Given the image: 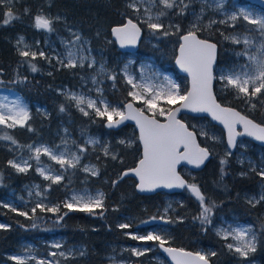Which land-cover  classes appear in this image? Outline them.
Instances as JSON below:
<instances>
[{
  "label": "trees",
  "instance_id": "trees-1",
  "mask_svg": "<svg viewBox=\"0 0 264 264\" xmlns=\"http://www.w3.org/2000/svg\"><path fill=\"white\" fill-rule=\"evenodd\" d=\"M130 2L131 0H8V2L0 4V69H2L0 82L6 86L15 87L22 96L31 101L49 100L51 102L50 86L67 85L74 89L81 87L82 76L90 71L87 66L69 69L61 64L49 65L47 63L45 65L44 61L39 58L31 60L22 57L17 48L15 41L18 36L38 37L39 32L34 27V17L41 13H51L63 16L71 27L80 31L82 36L91 42L94 49L101 50L106 56L107 67L113 69L117 78L113 83L107 80L108 82L104 84L105 96L110 101L119 104L132 99L128 96L130 86L126 84L122 73H116L121 69L123 63L120 57L124 55L116 48V44L110 36V28L113 25L123 23L127 17L139 19L136 12L128 7ZM241 2L245 1L241 0ZM26 9L27 11H25ZM186 10L187 8L185 12ZM8 11H12L14 16L19 19L4 25L3 19L6 18ZM173 15L175 22L182 23V25L179 24L181 29L167 36L157 33L160 37L155 44L143 40L138 54L152 55L156 58L161 55L165 56V60L170 64V70L179 81L181 92L184 93L189 88L188 79L178 73L174 59L180 35L186 32L187 15L180 14V9H175ZM213 21L207 26L201 23V28L195 31L201 37L211 39L218 44V65H237L239 61H237L236 55L240 45L233 42L231 34L234 32L253 33L254 26L247 22L244 25L240 23V19L234 23L221 19H213ZM60 27L54 26L58 30ZM144 29L145 36H148V30ZM31 64H35L38 71L33 72ZM215 76V93L222 103L236 107L257 122L264 124V107L260 106L259 100L254 101L257 104L256 109H251L243 99L237 98L233 89L225 87L224 82L218 78L217 69ZM54 98L57 101L49 115L37 114L27 122L33 131H29L28 126H17L14 129L0 126V135L8 132L22 146L17 148L8 141L0 140V201L12 190L22 189L25 184L33 181L40 182L43 190L47 189L48 181L41 178L34 170L35 164L28 172L20 173L10 167L8 161L24 153L26 146L39 138L53 143L54 139L61 137L60 124L66 123L73 138L80 143H82V135L85 133H108L110 135L109 152L115 153L117 158L113 160L111 155L105 156L102 150L88 146L84 159H89L95 164L99 169V175L91 176L80 168L70 169L65 173L61 184L52 185L51 189L46 191L48 199L63 202L73 189L87 185L104 192L106 199L104 208L96 209L95 214L71 211L63 219H60V216L49 218V214L45 216L43 212L37 210L30 222L24 216L19 215V212H13L0 203V220L8 223L6 228L0 229V264L11 262L12 259L9 256L11 252L22 246V242L33 239L37 233L36 229L41 227L39 224L45 225V223L49 227L54 226L53 230L60 229L71 243L87 245L89 251L87 256L74 259L61 258L58 261L59 264H107L108 256L118 254L123 247L145 245V248L148 249L149 241L134 240L128 233L144 232V226L140 224L144 220H152L153 216L158 217L156 214L159 212H156V209L164 207L168 194L160 192L154 195H140L135 188L136 180L132 177H123L113 186V181L121 176L122 171L135 166L141 156L138 142L131 145L119 143L120 140L127 142L130 138H136L137 131L130 124L118 130H107L104 127V119L96 117L95 121L90 115L84 116L71 100L58 93L54 94ZM58 101L60 106H64V112L58 108ZM138 104L140 105V103ZM159 118L162 119V117ZM183 118L198 133L199 128L194 124L207 122L208 126L218 131L224 139L222 128L211 123L208 118L189 115H184ZM199 139L202 144L210 147L212 159L205 169L194 175H186L189 180L200 186L208 200L214 201L217 207L213 210L212 224L201 225L199 220L194 219L200 213L198 201L191 193H178L176 195L178 200L164 214L166 221H172V223H166L169 231L167 236L169 243L186 249H192L196 245L211 247L216 252L215 256H211L214 264H241L248 259L229 251L226 244L230 239L226 241L214 229V223L219 216L227 217L231 213H235L240 220L250 224L256 231L257 251L251 254L250 259L258 260L264 264V203L259 202L253 205L248 203L249 200L246 198V196L256 194L264 180L257 175V169L251 171L239 164L235 160L234 154L226 156L227 150L224 142L218 143L210 140L209 137L200 135ZM253 145L254 147L258 146L254 143ZM251 152L256 157L252 150ZM222 159H227V164L223 165L225 172L223 178H221L222 165L220 163ZM42 161H46V158L43 157ZM51 164L59 170V165L52 161ZM241 172H245L247 175L241 176ZM66 211L68 210L63 209L61 212ZM180 217L183 218L182 222L177 219ZM121 223H130L132 226L128 229H121L118 227ZM153 224L155 223L152 221L147 226ZM128 254L120 256L130 260H147L151 253L146 251L142 256Z\"/></svg>",
  "mask_w": 264,
  "mask_h": 264
},
{
  "label": "snow or ice",
  "instance_id": "snow-or-ice-1",
  "mask_svg": "<svg viewBox=\"0 0 264 264\" xmlns=\"http://www.w3.org/2000/svg\"><path fill=\"white\" fill-rule=\"evenodd\" d=\"M6 2L8 0H0V4ZM140 4L151 5L150 7L144 8L146 17L144 23L150 30L161 33L164 36L171 34L166 28L171 29L175 27L179 31V25L173 26L169 24L166 26L162 22V17L167 15L165 10L177 7V0H131L128 7L136 13H139L141 9L138 5ZM157 4L162 5L163 8L153 15L152 7L157 6ZM180 4L183 5L180 7V14H182L187 8V5L183 3V0H180ZM262 4H264V0H262ZM15 19L19 18L14 16L12 11H8L6 18L3 19V24L8 25ZM59 19L60 17L51 18L42 14L36 15L34 17V27L52 33L55 31L53 27L54 20ZM230 19L232 21L242 19L249 25L255 26L253 30L259 33L261 39L256 44V41L250 36H244L243 40L239 37H232L234 43L239 44L243 42L246 47L256 44L257 53L249 57V60L252 62L251 65L241 66L238 71L235 69L226 70L220 75L219 79L224 82L225 87L233 89L237 94V98L243 99L251 109H256L257 104L254 102L256 100H259L260 106L264 107V11L254 14L251 10L241 8L239 15L233 13ZM193 27L195 28L196 25H193ZM233 27H235V24H233ZM112 31L118 38L121 47L135 45L141 34L140 26L138 23L133 22L132 19H128L123 26L113 28ZM73 35L75 36L74 41L65 42L67 48L65 58L61 59L59 56L56 57L58 63L69 69L84 67L86 62L89 68L95 67L97 63L95 58L84 55L82 46L77 47V42L81 39L80 36L75 33ZM181 40L179 57L176 63L191 75L192 84L190 91L181 93L180 86L168 77L164 78L166 81L165 84H157L150 77L143 76L140 81H137L134 76L127 72V66H125V82L130 86L128 96L132 98V102H127L122 106H114L103 96L104 90L102 87L95 89L98 94L96 99L77 93H70L69 98L75 101L76 107L84 116H89V110H91L93 116L100 117L106 121L105 126L109 129L119 128L120 125L129 120L135 121L138 126V138L143 145L142 158L138 161V165L135 168L123 172L117 180H114L113 186L119 182V179H123L124 176L128 175L130 171L139 178L137 189L141 192H152L161 187L167 189H187L195 197L200 206V213L194 219L199 220L201 225H211L213 210L217 207L216 203L208 200V197L202 192L199 185L189 183L177 172V165L181 161H187L199 167L209 158L211 153L208 147H201L197 142V133L189 130L188 125L178 118L180 112L182 110H188L193 113H210L213 119L223 124L227 130V144L230 149L226 153V156L232 155L231 149L237 147L238 137L246 135L253 137L257 141L264 142V124L256 123L248 116L242 115L236 109L222 106L217 102L212 91V82L216 79L213 75L216 45L198 38L196 32L192 30H189L187 34L183 35ZM22 42L23 37H20L18 44ZM27 47L25 45V49ZM20 55L26 58L31 57V59H35L39 55L40 57L48 59L43 51L37 53L34 51L20 50ZM49 62L51 61L49 60ZM30 66L33 72L38 71L35 64H31ZM0 72H2V69H0ZM105 72L106 69L101 64L97 75L104 74ZM107 78L115 82L117 77L112 73ZM91 80L93 84L98 83L96 75H93ZM135 102L142 103L143 107H135ZM177 103H179V107H175ZM60 111H65L63 105L60 106ZM158 116L164 118L163 122L157 119ZM29 119L30 113L20 101H16L12 106L0 104V126H3V128L14 129L17 126H28V130L33 131L31 126L27 125ZM238 125L242 126L243 131L237 130ZM199 135L207 137L208 133L201 130ZM210 139L216 140L218 138L212 136ZM0 140L8 141L17 148L22 147L8 132L0 135ZM98 142V140L91 137L86 141L87 144L91 145H95ZM63 143L67 145L68 142L63 141ZM119 143H128L131 145L132 142L120 140ZM26 147L29 149L30 156L27 159L21 157L18 160H9L8 165L17 172L26 173L33 167L30 161L34 160L36 162V172L44 180L50 182L46 190H50L52 185L61 184L64 180L65 173L70 169L80 168L91 176L99 175V169L94 165L88 166L82 164L83 153L88 150L85 146H78L77 152L70 151L67 146L63 150H60V145L48 146L40 144L34 146L29 144ZM103 151L105 156L111 155L113 160L117 158L116 154L110 153L107 147ZM42 156L47 157L50 161L59 165V170L53 168L51 165H43L41 161ZM240 162L243 163L242 160ZM220 163L222 165L221 178H223L225 175L223 165L227 164V159H222ZM251 171H256V168L252 167ZM240 175L245 176L247 173L241 172ZM257 175L264 180V167H261ZM36 187L38 188L39 186ZM37 194L43 195L39 192ZM104 200L105 195L103 192H97L95 195L89 192L74 193L62 205L57 204L49 207L41 202L31 208V212L35 214L39 210L40 212L60 213L63 207L68 211L63 212L59 217L60 219H63L71 211L95 214L96 209L104 208ZM261 200H264V194L260 196L259 200L254 197L248 203L254 205ZM4 207L11 208V211L17 212V208L9 204H5ZM167 211L168 209L166 208L165 213ZM18 214L29 217L27 211H20ZM151 219L156 220L157 217L153 216ZM159 219L165 220V217L161 216ZM177 219L179 222L183 220L182 217ZM166 222L172 223L171 220H167ZM131 226L130 223H121L118 225L121 229H128ZM6 227V225L0 224V229ZM128 234L134 240L159 242V246L172 256L176 264H209L208 257L216 255L214 251L204 254L201 252H187L184 249L164 247L167 240L156 232H148L146 235ZM229 237L235 241V243L226 244L229 251L239 254L244 258H248L250 254L257 251V235L251 228H235L231 231L225 230L223 232V238L227 241ZM54 247L59 248L61 245L55 244ZM150 250L132 249V252L137 256H142L146 251ZM50 255L53 257L57 255L65 256V253L52 252ZM10 259L15 264H28L29 260H35L36 258L25 255H14ZM37 264H59V262L53 260H38Z\"/></svg>",
  "mask_w": 264,
  "mask_h": 264
},
{
  "label": "rangeland",
  "instance_id": "rangeland-1",
  "mask_svg": "<svg viewBox=\"0 0 264 264\" xmlns=\"http://www.w3.org/2000/svg\"><path fill=\"white\" fill-rule=\"evenodd\" d=\"M183 3L187 5L186 12H185V10L183 12V13H185V15H187V19L185 20V21H187V26L185 27L186 32H188L189 30L195 31L197 29H200L201 23L204 26L210 25L214 22L213 19H215V20L221 19L223 21H229L231 23H234L235 21H232L230 19V17L233 13H236L237 15H239V11L241 8H243L245 10H251L254 14L264 11L263 9H260L256 6H252L247 2H241V0H183ZM138 6L140 7L141 11L139 13H136V15L138 16L139 20L143 23L144 27L149 32V35L147 37H145V40L151 44H155L159 41L160 36L157 35L156 32H153L152 30H150L147 27V25L144 23V20L146 19L145 14H144V8L150 7L151 5L140 4ZM182 6L183 5L180 4V0H177V7H174L173 9H170V10H165L167 12V15L162 17V22L166 26L169 24H171L173 26L179 25V24L182 25V23L180 21L178 23L175 22L174 15H173L174 10L180 9V7H182ZM162 8H163L162 5L157 4V6L152 7V14L155 15ZM41 14L48 16V17H51V18L60 17L59 20H54V24H53V27L55 25L61 26L60 30L54 28L55 29L54 32L48 33L45 30L36 29L39 32L38 37L37 36L26 37V36H22V35L18 36L15 43L17 44V48L19 49V51L20 50H28V51H34L37 53H39L40 51H43L46 54V56L48 57V59L40 57L39 55H37V57L35 59H38V58L41 59L42 61H44L45 65H47V63L49 65L50 64L58 65L59 63H58L56 57L59 56L61 59L65 58V53L67 51V48L65 46V42L74 41L75 36L73 35V33H75V34L79 35L81 38L80 41L77 42V47L82 46L84 49V55L94 57L97 63L95 65V67H93V68H89L87 66V62L85 63V66H87L90 71L87 74H84L82 76L80 88L74 89V88H70L67 85H59V84H58L59 86H55V87L50 86L49 91L51 93L50 94L51 102L49 100L31 101L29 99H26L24 96H22L21 93L17 89H15V87L8 86V85L6 86L0 82V104L12 106L16 101H20L28 109V111L30 113V119L37 114H44V115L50 114V111H52V108L54 107V104L57 101L54 98L55 93L56 94L58 93L62 97L68 98L69 100H71L69 98L70 93L83 94L87 97H91L93 99H96L98 94L96 93L95 89L97 87H102L104 90V84L105 83H107L108 81L110 83H113L112 80L107 78L109 74L113 73V69L112 68L108 69L107 58L101 50L94 49L91 42L89 40H87L85 37H83L82 34L80 33V31H77V30H75L74 27H71L63 16L52 15L51 13H41ZM41 14H39V15H41ZM204 19H206L205 22H203ZM240 20H241L240 23H242L244 25L246 24L245 21H243L242 19H240ZM193 25H196V27L194 28ZM254 28H255V26H254ZM180 29H181V26L179 25V30ZM166 30L170 31V33L177 31L175 27H173L171 29L166 28ZM234 36L241 38V40H243L244 36H250L256 41V44H258L260 39H261L259 37V33L255 32L254 30H253V33L234 32L231 34V38ZM20 37H23V42L18 44ZM235 44H237V43H235ZM256 44L249 46V47H246L243 44V42L239 43L238 45H240V49L236 55V59H237V61H239V63L237 65H234V66H229V65L225 66V65H221V64L217 65L216 68L218 71V78L226 70L235 69L238 71V70H240L241 66L251 65L252 62L249 60V57L253 56L257 53ZM25 45L28 46L27 49H25ZM176 54H177V52H176ZM28 59H31V57H28ZM120 59L122 60L123 64L121 65V69L117 70L116 73H122L125 80H126V77L124 75V70H125V66H127V72L130 75L134 76L137 81H140L142 76H143V77H150L152 79V81L157 83V84H165L166 81L164 78L168 77L171 80L175 81L176 84L179 85L178 79L176 78L174 73L170 70V68H169L170 64L165 60V56H163V55H161L159 58H156L155 56H152V55H139L136 53H128L127 55L120 57ZM31 60H34V59H31ZM49 60L51 62H49ZM101 64L104 65L106 72L104 74L97 75L99 73V68H100ZM44 69H45V67H44ZM93 75L97 76L98 83H96V84L92 83L91 77ZM16 78L17 77L15 76V79ZM0 80H1V77H0ZM84 87H85V89H84ZM103 96L114 106H122L126 102L125 101L123 104L122 103H120V104L114 103V102L110 101L105 96L104 91H103ZM129 100H132V99H129ZM71 101L75 104V101H73V100H71ZM138 103H140V102H136L137 105H139ZM58 105H59L58 108H60L59 101H58ZM139 106L143 107V104L140 103ZM89 112H90V117L92 118V120L96 121V117L91 114V110H89ZM105 122L106 121H104V125H105ZM194 125L197 128H199V133L201 130H204L205 132H207L208 133L207 137H209V139H210V137L215 136L218 139L213 140V141H216L218 143L224 142L222 135H220V133L218 131L211 129L208 126L207 122L195 123ZM65 130H67V131H65ZM59 132H61L60 133L61 137L58 139H54L53 143L47 142L44 139L39 138V139L35 140L34 142H32L31 144L34 146H37L40 144H45L48 146L60 145V150H63V148L65 146H67L68 149L72 152H77L78 146H85V147L91 146L92 148H98V149L103 151V149L105 147L108 148V143L110 140V135L108 133H105V134L85 133L83 135L80 134V135H82V143H80L78 140H75L73 138L72 134L69 132V128H68L66 123L60 124ZM59 132L57 133L58 135H59ZM89 137L94 138V139L98 140L99 142L95 145L87 144L86 141L89 139ZM210 140H212V139H210ZM63 141H67L68 142L67 145H65L63 143ZM127 141H131L132 142L131 144L138 142V135L136 138H130ZM238 143H239V145L237 147V150L234 153H232L235 156V160L239 164L244 165L245 167H247L249 169H251L252 167H255L257 169V171H260L261 167H264V147H261V146L254 147L253 143H251L247 139H242ZM251 150L256 154V157H254L252 155ZM85 153H83L82 164L88 165V166H92V165L95 166V164L91 160H89V159L85 160L84 159ZM29 156H30V152H29V149L26 147L25 152L22 154H19L14 159L18 160L21 157H23L24 159H27ZM43 157H45V156L41 157V161H42ZM45 158H46V161H44V162L42 161V164L45 166L51 165L53 167V165L51 164V161L47 157H45ZM241 160L243 161V163L240 162ZM30 163L32 165L35 164V166H34V170H35L36 162L34 160H31ZM41 178H43V177H41ZM49 183L50 182L48 181V184ZM36 186H39V187L37 188ZM46 191H47L46 189L43 190L42 184L40 182L33 181V182L28 183V184H25L22 187V189L12 190L9 193V195L5 196L0 201V203L3 205L9 204V205L17 208V212L27 211L29 213V217H31V218L25 217V216L24 217L28 221L31 222L33 220V213L31 212V208H33L37 203L42 202L46 206L52 207V206H55L57 204L62 205L63 202H65L66 200H69L74 193L89 192V193L95 195L97 192H103L100 189H93L87 185H82L79 188L73 189L68 194V196L64 199L63 202H55L51 199H48V195H47ZM38 192L42 193L43 195H38L37 194ZM262 194H264V183L261 184L260 190L256 194H251L249 196H246V198L248 200H250V199L255 197L257 200H259V198ZM176 200H178V198L176 196L174 198L173 195H168L166 197L164 207L157 209V211H160V215L158 216V220H157V223H160V227L163 226L164 223H166V217L164 215L165 209L169 208V205L172 206V203ZM105 201H106V199L104 200V203H105ZM260 202L264 203V200H261ZM63 209H65V208L62 207L61 211H63ZM60 213H62V212H60ZM60 213L43 212V214H45V216H46V214L47 215L49 214V218L51 216L53 218L60 216ZM161 216H164L165 220H160L159 217H161ZM54 223L57 224L56 222H54ZM145 223H146V220L142 221V223L140 224V225L144 226L145 231H144V233L139 234V235H146L148 232H156L157 234L165 237V239H166V236L164 235V233H165L164 228H160L159 226L150 227V226L146 225L148 223H146V224ZM0 224L6 225V226L8 225V223L1 221V220H0ZM39 226H41V227H39L38 229L35 228L37 233L35 234L34 238L30 239L26 242H22V246L14 249L11 252V254L9 255L10 257H12L14 255H16V256H18V255L32 256V257H35L36 259L35 260H29L28 264H37L38 260L59 261V259H61V258L62 259H74L76 257L83 256V254H85V248L82 245H74V243H71L68 240V238L65 237L64 234H62L60 229H54L53 230L54 226L49 227L47 225V223H45V225L39 224ZM235 228H251L254 232H256L255 229L250 224L242 222L239 219V217L233 213H231L227 217L219 216L217 218V221L214 223V229L217 231V233L222 238H223V232L225 230L231 231L232 229H235ZM229 239H231V241H232L231 243H235V241L231 237H229ZM55 244H60L61 247L56 248V247H54ZM123 249L130 250L131 252H132V249L144 250V245H140L137 247H131V248L130 247H124ZM151 249L153 250V248H151ZM196 251L204 253V254L212 252L211 249H208L205 247H199L196 249ZM52 252H56V253L64 252L65 256L57 255V256L53 257L50 255V253H52ZM250 256H251V254L249 255L248 258H246L248 260L241 263V264H262L258 260L250 259ZM150 258L153 259L151 256H150ZM110 259L111 260L107 264H132L133 263L132 260L121 258L117 254L111 255ZM157 260L159 261L158 264H167L160 257H158ZM143 263L145 264V262H143ZM3 264H15V262L12 260L11 262H4Z\"/></svg>",
  "mask_w": 264,
  "mask_h": 264
},
{
  "label": "water",
  "instance_id": "water-1",
  "mask_svg": "<svg viewBox=\"0 0 264 264\" xmlns=\"http://www.w3.org/2000/svg\"><path fill=\"white\" fill-rule=\"evenodd\" d=\"M245 1L248 2V3H250V4H252V5H256V6H258V7L264 9V4H262V0H245ZM128 19H132L133 22L138 23V25H139L140 28H141V34H140V37H139V39H138V41H137V43H136L135 45H128V46H125V47H121L118 38L113 34V31H112V30H113V28L123 26V25L127 22ZM110 32H111L112 39L116 42V46H117L118 50H120V51L123 52V53H127V52H135V51H137L138 48H139V46H140V43H141V41H142V39H143V37H144V30H143V27L141 26V24H140L137 20H135V19H133V18H130V17L126 18L125 21H124L123 23L112 26L111 29H110ZM185 34H187V32L184 33V34H182L181 37H182L183 35H185ZM196 34H197L198 38H200V39H202V40H207L208 42L213 43V44L216 45L215 62H214V64H213V75L215 76V68H216V64H217V62H218V45H217L216 42H214V41H212V40H210V39L203 38V37H201L198 33H196ZM181 37H180V44L182 43ZM180 44H179V46H180ZM179 46H178V48H177V54H176V57H175V59H174V65H175V67L177 68V71H178L181 75H184V76H186V77L188 78V83H189V89H188V91H190V90H191V84H192V81H191V75H190L188 72H186L183 68H181L179 64L176 63V61H177V59H178V57H179ZM214 85H215V79H214L213 82H212V91H213L214 96L216 97L217 102L220 103L222 106H228V105H224L223 103H221V102L218 100V98H217V96H216V94H215ZM127 102H132V100H128V101H126L125 103H127ZM125 103H124V104H125ZM134 106L137 107V108H141L139 105L136 104V102H135ZM175 107H179V103H177V104L175 105ZM228 107H232V106H228ZM232 108H234V109H236L237 111H239L242 115H246V116H248L247 114L243 113V112H242L241 110H239L238 108H236V107H232ZM182 115H190V116H196V117H207V118H209V119L211 120V122H213L214 124L220 126V127L224 130L226 146H227V148L229 149L228 144H227V130L224 128L223 124H221L219 121L213 119V117L211 116L210 113H193V112H190V111H188V110H182V111L180 112L178 118L181 119L185 124L188 125L187 121L184 120V119L182 118ZM248 117H249L250 119L254 120L252 117H250V116H248ZM157 119H160V118L157 117ZM160 120L163 122V119H160ZM254 121H255V120H254ZM255 122L258 123L257 121H255ZM105 124H106V122H105ZM127 124H131V125L134 126V128L136 129V131H137V133H138V137H139V128H138V126L136 125L135 121H132V120L125 121L122 125H120L119 128H112V129H109V128H107L105 125H104V126H105V128L108 129V130H118V129H120L121 127H123L124 125H127ZM188 127H189V130L195 131V130L192 129L189 125H188ZM237 130H238V131H243L242 126H239V125H238V126H237ZM195 132H196V131H195ZM196 133H197V132H196ZM196 138H197V142L201 145V147H207V146H204V145L201 144V142H200V140H199V137H198V134H197V137H196ZM245 138H247V139L253 141L254 143H256V144H258V145H260V146H262V147H264V142L257 141V140H255L253 137H249V136H246V135L237 138V145H238V142H239L240 139H245ZM138 142H139V144H140V148H141V157H140V159H141V158H142V153H143V145H142V142L139 140V138H138ZM236 149H237V147H236L235 149H231L232 153L235 152ZM229 150H230V149H229ZM181 151H183V149H181ZM209 151H210V149H209ZM210 153H211V151H210ZM211 157H212V154H211V155L209 156V158H208V159H207V160H206L201 166H199V167H196L194 164H190V163H188L187 161H181V162L177 165V172L179 173V175H180L183 179H185V180L187 181V179L185 178V176L181 173L180 169H181L182 167L186 166V167L190 168L191 170H195V171H197V170H201V169H202V168L208 163V161L211 159ZM140 159H139V160H140ZM137 165H138V162L136 163L135 166H133V167H131V168H126V169H124V170L122 171V173L125 172V171H128V170H130V169L135 168ZM121 175H122V174H121ZM124 177H132V178H134V179L136 180V186H135V188H136L137 193H139L140 195H153V194H155V193L162 192V191H164V192H166V193H168V194H174V193H177V192H180V191L183 190V189H180V188L167 189V188H163V187H161V188H157L155 191H152V192H141V191H139V190L137 189V184H138V182H139V178L136 177L134 173H132V172L129 171V172H128V175H126V176H124ZM164 247H168V246H164ZM171 248H174V249H181V248H175V247H171ZM161 250L163 251V253H164L165 256L167 257V259L169 260L170 264H176V261L172 259V256H171L169 253L165 252L163 248H161ZM185 251H187V250H185ZM187 252H192V251H187ZM192 253H195V252H192ZM137 264H140V263H137ZM209 264H211L210 260H209Z\"/></svg>",
  "mask_w": 264,
  "mask_h": 264
},
{
  "label": "flooded vegetation",
  "instance_id": "flooded-vegetation-1",
  "mask_svg": "<svg viewBox=\"0 0 264 264\" xmlns=\"http://www.w3.org/2000/svg\"><path fill=\"white\" fill-rule=\"evenodd\" d=\"M210 162V160L208 161V163ZM207 165V164H206ZM204 166L202 169H205L207 166ZM183 168V170H184V172H186V167H182ZM201 169V170H202ZM200 171V170H199ZM198 171H196V172H189V175H194L195 173H197ZM185 178L187 179V181L189 182V183H194V182H192L191 180H189V178L188 177H186L185 176ZM177 193H184V194H186V193H190L187 189H183L182 191H180V192H177ZM175 196L176 195H174V198H175ZM177 197V196H176ZM178 198V197H177ZM177 201V200H176ZM175 202V201H174ZM173 202V203H174ZM173 203H172V205H173ZM170 207H172V206H170ZM169 207V208H170ZM159 208H163V207H159ZM158 209V208H157ZM157 209H156V212H159L158 214H156V215H160V211H157ZM168 209V208H167ZM170 211H172V210H170ZM157 220H158V217H157V219L154 221V220H149L148 221V223L149 224H151V222L153 221L155 224H153L152 226H159L160 227V223H157ZM167 223V222H166ZM166 223H164L163 224V226H161L160 228H164L165 229V233H164V235L166 236V239H167V243L165 244V246H168V247H175V248H181V249H184V250H187V251H192V252H197L196 251V249L197 248H199V247H205V248H208V249H211L212 251H214L211 247H207V246H200V245H196L194 248H192V249H186V248H184V247H179V246H174V245H172V244H170L169 243V240H168V238H167V236H168V234H169V231H168V228L166 227ZM152 226H150V227H152ZM142 233H144V232H139V234H142ZM81 244V243H80ZM85 244V243H84ZM85 246V245H84ZM151 248H153V250L151 249ZM149 249H151L150 250V253L151 254H149V256H151L153 259H149V264H158V260H157V258L158 257H160L161 259H163L167 264H170V262H169V260L167 259V257L165 256V254L163 253V251L161 250V247L159 246V242H156V241H149ZM86 253H88V250H86ZM208 259L210 260V262H211V264H214L213 262H212V260H211V256H209L208 257Z\"/></svg>",
  "mask_w": 264,
  "mask_h": 264
}]
</instances>
